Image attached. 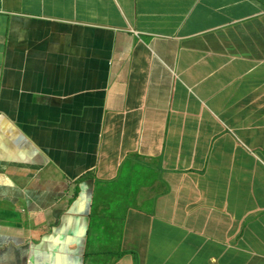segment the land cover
I'll return each instance as SVG.
<instances>
[{
  "label": "crops",
  "instance_id": "0c3cea01",
  "mask_svg": "<svg viewBox=\"0 0 264 264\" xmlns=\"http://www.w3.org/2000/svg\"><path fill=\"white\" fill-rule=\"evenodd\" d=\"M263 107L264 0H0V236L39 242L106 175L139 190L138 264H264ZM227 126L253 128L255 156L225 149Z\"/></svg>",
  "mask_w": 264,
  "mask_h": 264
},
{
  "label": "clouds",
  "instance_id": "9594fccd",
  "mask_svg": "<svg viewBox=\"0 0 264 264\" xmlns=\"http://www.w3.org/2000/svg\"><path fill=\"white\" fill-rule=\"evenodd\" d=\"M84 178H82V181L79 182V188H78L79 192L76 195L73 194L72 198L66 204L62 203L61 206L62 207L65 206V207L64 208H54L50 213L48 221L50 222L51 219H54V224L52 226L56 227L59 232H49V234H46L39 242H37V243L34 242L30 245H20L19 238H17L18 239L17 243L13 242V241L2 240L1 243H5V245L2 248H4L7 244H10L12 248L17 246L16 253L18 256L19 254H23L27 251L32 252L34 244L40 245V244L44 243L45 248L41 251L42 257H41L40 263L41 264H57V261L59 258V251H62V252L67 251L65 248L67 245L61 244V240L65 239L62 236L63 232H71L72 231V229L69 228V225L70 224L73 225V223H74L73 219L75 217L80 216L78 218L81 221H83V219L86 218V216L82 213L73 214V215L68 214V211L79 200V198L81 196L82 184H84L85 182H88V181L92 182L94 193H95L94 181L91 179V177L83 180ZM115 189L116 188H114V191H115ZM94 193H93L92 208L90 211V215L88 216L89 217V223H88V227H87V232H88L87 237L91 236L92 230L90 228L92 227V223H93V228L95 226H97V224H95L94 220H92V219H94L93 213H94L95 205L98 207V211H100L102 209V202L99 204L93 203L94 202ZM119 197H121V198L124 197L127 199V204L125 206V210H124V213L122 215H119V212L117 211V207L112 208V209H116V215L119 219V222L114 225L113 230H111V232H109V229L107 228L106 223H104L102 225H98L99 227L103 228L102 233H99L98 237H96L97 245L101 249H104V247H101V245L104 243H107V242L109 244V248L111 247L110 245L114 242V240L118 236V233H119L118 232V226L120 224H124L123 236H126V234L128 232V224H129V220H130L131 215L136 210H139L140 208H142V206L140 205L141 204V198H139V190H138L136 184L134 185V187H131V192L129 195H127L125 193L116 194V195L113 194V199H118ZM60 202L61 201H58L56 204H58ZM112 209L110 210V213L113 211ZM86 210H87L86 206L81 207L82 212H85ZM51 216H54V218H52ZM78 228H79V230L84 229V232H85V228L81 227L79 225V223H78ZM33 229H35V228H33ZM82 236H83V233H82ZM123 236H122V250H121V252L124 253L123 257L127 258L130 256L133 258L134 263L138 264V262H139L138 252L135 249L127 247L126 241L123 240ZM1 237L6 238V236H0V239H1ZM87 237L83 236L84 239H86ZM46 238H47V240H46ZM92 243H93L92 245H93L94 250H93V255L91 254V256H92V259H94L96 261L97 260V253H96L97 248L93 242V239H92ZM85 252H86V250H85ZM85 252H84V255H85ZM88 252H89V247L87 249V254H88ZM69 253L72 256H74L73 258H70V262H74V264H77V263H75L74 258L79 253L78 250L70 251ZM123 257H121V258H123ZM136 257L138 258V261H137ZM85 258H86V256H85ZM17 259H18V257H17ZM19 264H30V261H28L26 263H19Z\"/></svg>",
  "mask_w": 264,
  "mask_h": 264
},
{
  "label": "rangeland",
  "instance_id": "374dc122",
  "mask_svg": "<svg viewBox=\"0 0 264 264\" xmlns=\"http://www.w3.org/2000/svg\"><path fill=\"white\" fill-rule=\"evenodd\" d=\"M224 96H216L215 98H212V100L209 101V105L211 107V109H215L216 107H221L223 106L224 103ZM262 116V124L264 127V107H263V111L260 114ZM242 154H247L250 156H255V153L253 151L252 147H241V152H240V156ZM253 170H247L245 171V175L249 176L250 173ZM121 176H124V180L123 182H130V177L126 176L124 174H121ZM117 184V180L114 178H110L107 177L106 175H104L103 177H100L99 180L96 182V190L94 193V202L95 204H99L101 203L104 198L111 192V190L113 189V186H115ZM79 192V189L77 188L75 191V195ZM189 192L180 188L179 189V204L182 203V198L185 194H188ZM124 198V197H122ZM73 200V199H72ZM118 199H113V202L111 205H116L117 204ZM127 204V199L124 198L120 203H118L115 207H117V211L119 212V215H122L124 213L125 210V206ZM160 205V202H157V206ZM114 207V208H115ZM110 213V211L108 212ZM52 218H54V216H51ZM41 219L38 218V220H36L35 222H40ZM54 224V219H51V221L49 222L48 220H46L41 226H35V231L36 232H59L57 230L56 227H53L52 225ZM76 228H74L71 232H84V229L81 230H76ZM118 236L117 238L114 240V242L110 245L111 247L109 248V244L104 243L101 245V247H104V249H101L98 247L97 245V233L96 232H91V236L87 237L85 239V242L83 243V245L81 246V244H79L78 242H76L75 240H71V236H67L69 240L68 245L65 247L66 250L69 248L71 249V251L74 250H87L89 247V253L93 255V243H92V239L93 242L97 248L96 253H97V260L95 261L97 264H115V262L120 259L121 257L124 256V253L121 252L122 250V236H123V232H124V224H120L118 226ZM167 243V242H165ZM171 249V248H169ZM161 260H165L166 258L165 256L162 254L160 256ZM82 264H89V261L86 260L85 255H84V260Z\"/></svg>",
  "mask_w": 264,
  "mask_h": 264
},
{
  "label": "trees",
  "instance_id": "16d2710c",
  "mask_svg": "<svg viewBox=\"0 0 264 264\" xmlns=\"http://www.w3.org/2000/svg\"><path fill=\"white\" fill-rule=\"evenodd\" d=\"M253 128H246L244 130H238L236 126H227L224 129V147L226 150L233 152L236 148L241 147H251L254 143V139L256 136L253 135ZM259 132H262L259 130ZM241 138H240V136ZM255 149L262 151L264 150V144L262 141L255 142ZM90 178L86 176L83 180ZM131 192V187H118L112 189L111 192L104 198L102 201V209L98 211V207L95 205L93 220L95 224L102 225L106 223L109 232L113 230V227L116 223L119 222V219L116 215V209L114 208L118 203H120L124 198L119 197L116 205H111L113 202V194H121L125 193L129 195ZM113 210L110 214L108 213L110 210ZM113 213V214H112ZM137 261L138 258L136 257Z\"/></svg>",
  "mask_w": 264,
  "mask_h": 264
},
{
  "label": "water",
  "instance_id": "95a60500",
  "mask_svg": "<svg viewBox=\"0 0 264 264\" xmlns=\"http://www.w3.org/2000/svg\"><path fill=\"white\" fill-rule=\"evenodd\" d=\"M82 188V193L81 196L79 198V200L72 206V208L68 211L69 215H73V214H84L86 216V218L83 219V222L85 223V232H83V236L87 237V227H88V223H89V215H90V211L92 208V201H93V193H94V189H93V183L88 181L85 182L84 184H82L81 186ZM86 206L87 210L85 212L81 211V207ZM6 241H13L16 242L18 241L17 238H12V237H6L5 238ZM47 240V238H46ZM85 242V239L83 241V243ZM5 245V243H0V248H2ZM83 245V244H82ZM45 248V244L42 243L40 245H33V250L32 252H25L23 254H19L18 255V263H26L28 261H30V264H41V257H42V253L41 251ZM5 249V247L3 248V250ZM79 253L75 256L74 261L77 264H82L83 260H84V252L83 250H79Z\"/></svg>",
  "mask_w": 264,
  "mask_h": 264
},
{
  "label": "bare ground",
  "instance_id": "6f19581e",
  "mask_svg": "<svg viewBox=\"0 0 264 264\" xmlns=\"http://www.w3.org/2000/svg\"><path fill=\"white\" fill-rule=\"evenodd\" d=\"M3 148H5V147H3ZM7 155V154H6Z\"/></svg>",
  "mask_w": 264,
  "mask_h": 264
}]
</instances>
